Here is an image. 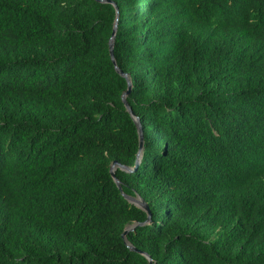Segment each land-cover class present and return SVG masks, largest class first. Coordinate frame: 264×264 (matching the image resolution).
<instances>
[{
  "label": "trees",
  "instance_id": "trees-1",
  "mask_svg": "<svg viewBox=\"0 0 264 264\" xmlns=\"http://www.w3.org/2000/svg\"><path fill=\"white\" fill-rule=\"evenodd\" d=\"M111 1L0 0V264H264V0Z\"/></svg>",
  "mask_w": 264,
  "mask_h": 264
},
{
  "label": "water",
  "instance_id": "water-1",
  "mask_svg": "<svg viewBox=\"0 0 264 264\" xmlns=\"http://www.w3.org/2000/svg\"><path fill=\"white\" fill-rule=\"evenodd\" d=\"M100 2H104V3H112L116 6V4L111 1V0H98ZM118 17H119V13H118V10H117V18H116V21H115V24H114V28H113V33H112V37L110 39V42H109V48H110V55H111V58L113 60V63L115 65V68L117 70V72L123 76H125L128 80V89L123 93L122 95V101L124 103V105L126 106V109L129 111V113L133 116L134 120L136 121L138 127H139V134H140V149H139V153L137 155V160H136V163L134 165V167H128V166H125V165H122L120 164L118 161H114L111 165V175L113 177V179L115 180L118 188L122 191L123 193V188H122V185H121V182L119 181V179L116 178V175H115V171L116 169L119 167L125 171H129V172H132V171H136L138 169V166L141 162V158H142V150H143V134H142V127H141V124H140V119L138 116H136L133 112V109L132 107L129 105L128 103V100H127V96L130 94L131 92V89H132V83H131V80H130V77L128 76V74H125L120 68L119 66L117 65V62H116V59H115V56H114V43H115V35H116V32H117V29H118ZM124 196L126 197V199H128V201H130L131 203H134L136 206L140 207L141 209H143L144 211L147 212L148 214V217H147V221L145 223H148L150 222L151 220V217H152V213L149 209V205L145 202V200L143 198H141L140 196H129V195H126L124 194ZM141 223H134L132 225H128L124 232L122 233V237L124 239V241L127 243V245L130 247V249L136 251V252H140L141 254H143L144 256L147 257L148 261H149V264H155L154 261L152 260V258L150 257V255H148L147 253L145 252H141L139 251L138 249H136L131 243H129L127 241V234L129 231L131 230H134L135 227L137 225H139Z\"/></svg>",
  "mask_w": 264,
  "mask_h": 264
}]
</instances>
